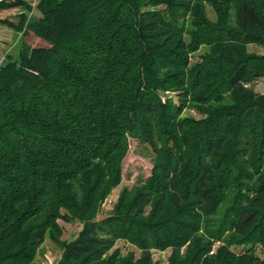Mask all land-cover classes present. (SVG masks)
<instances>
[{"label":"trees","instance_id":"16d2710c","mask_svg":"<svg viewBox=\"0 0 264 264\" xmlns=\"http://www.w3.org/2000/svg\"><path fill=\"white\" fill-rule=\"evenodd\" d=\"M13 8L0 264H34L48 237L55 264H160L165 251L168 264H264V54L249 50L264 49V0H0ZM130 139L151 174L98 219ZM60 220L81 224L75 238Z\"/></svg>","mask_w":264,"mask_h":264},{"label":"rangeland","instance_id":"374dc122","mask_svg":"<svg viewBox=\"0 0 264 264\" xmlns=\"http://www.w3.org/2000/svg\"><path fill=\"white\" fill-rule=\"evenodd\" d=\"M209 14L211 18H214V14L211 9H209ZM26 41L33 46L40 44L45 45L43 41H40L38 38L34 37L33 34H29L26 37ZM17 47L18 45H16L12 53H15L17 51ZM249 50L251 52L264 54V49L258 46H250ZM3 63L4 60L2 59L0 61V65H2ZM252 86L257 93L264 94V78L255 81ZM186 114H194V112L186 111ZM152 166L153 155L148 149V146L140 144L136 140L130 139V151L123 162V183L120 187L115 189L107 199L99 213L98 219L106 217L111 213L122 188L133 187L134 185L145 181L151 174ZM59 223L64 229V235L62 237L63 240H70L75 238L82 228L81 224L78 222L66 223L65 221L60 220ZM117 247H119L123 251V253H126L130 250H135L132 246L124 241H119L117 243ZM60 255V247L53 240H51L50 237H48L42 245L40 254L34 264H55L59 260ZM137 256H140L139 251H137ZM168 257L169 251L154 252V261H159L160 264H168Z\"/></svg>","mask_w":264,"mask_h":264},{"label":"crops","instance_id":"0c3cea01","mask_svg":"<svg viewBox=\"0 0 264 264\" xmlns=\"http://www.w3.org/2000/svg\"><path fill=\"white\" fill-rule=\"evenodd\" d=\"M23 13L24 11L21 8L0 10V61L3 59L5 62L8 55L16 54L17 51L12 53L13 49L20 43L24 34V31H16V29L8 26L4 22L19 25L21 20L20 16ZM39 16L40 12L34 8L32 13L29 15V19L25 27H27L32 21L39 18Z\"/></svg>","mask_w":264,"mask_h":264}]
</instances>
